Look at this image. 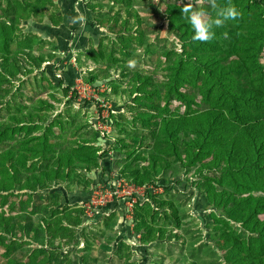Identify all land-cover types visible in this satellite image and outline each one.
I'll return each instance as SVG.
<instances>
[{
	"label": "rangeland",
	"instance_id": "1",
	"mask_svg": "<svg viewBox=\"0 0 264 264\" xmlns=\"http://www.w3.org/2000/svg\"><path fill=\"white\" fill-rule=\"evenodd\" d=\"M18 2L0 0V22L15 27L9 54L0 52V129L8 125L18 135L0 143V152H13L16 186L29 178L31 187L0 197V264H225L219 247L247 233L238 223L211 220V213L225 217L207 208V192L222 189L221 168H209L211 155L194 154L189 144L198 135L186 128L178 132L180 159L161 160L155 149L161 120L147 127L135 117L160 114L173 124L176 116L207 106L202 77L166 92L179 54L202 46L183 42L188 34L178 35L166 21L169 3L189 0ZM119 5L131 11L116 21ZM80 13L87 17L83 27L69 21ZM137 85L154 94L137 93ZM87 145L96 148V165L76 161L69 176L54 178L59 156ZM150 152L158 156L156 167ZM125 165L139 169L135 180L120 173ZM42 171L53 178L38 185L34 176L41 179ZM147 172L153 183L140 182ZM58 219L60 238L51 239L48 224Z\"/></svg>",
	"mask_w": 264,
	"mask_h": 264
},
{
	"label": "trees",
	"instance_id": "2",
	"mask_svg": "<svg viewBox=\"0 0 264 264\" xmlns=\"http://www.w3.org/2000/svg\"><path fill=\"white\" fill-rule=\"evenodd\" d=\"M17 1H19L17 5H22L28 0ZM217 2L220 5H226L229 0H217ZM231 3L242 12V17L226 21L223 27L216 29L215 39L207 43L192 40L193 29L183 16V5L169 3L164 11L166 21L177 30L178 35L188 34L182 36L183 42L189 41L193 45H202L200 51H197L196 46L179 54L176 64L171 66L173 70L167 85V95L171 90L178 92L190 76L195 79L202 77L207 85L205 88L208 96L207 106L202 110H193L191 113L176 116L173 124L170 123V118L160 114L147 116L141 111L135 117L144 125H147L151 119L161 120L156 134L159 137H156L155 142V149L162 154L161 160L164 155H173L180 159L178 132L182 128L198 135L189 144L197 149V154H194L197 157L211 155L208 161L209 168H221L219 182L222 189L207 192V208L215 206L224 212L225 217L221 219L211 213V220L238 223L247 233V237L232 238L219 247L224 263L264 264V0H231ZM122 11L129 13L131 9L128 6L120 7L119 5L115 14L116 21ZM127 20L128 18H125L121 24L125 26ZM14 30V26L0 22L2 57L9 54ZM118 31L128 30L120 28ZM120 38L124 39L126 35L122 33ZM125 53L128 54L127 51ZM3 80L5 79L0 77V83ZM136 92L144 93L146 96L154 94L153 90L140 89L139 85L136 86ZM182 98L192 100L185 93H182ZM149 107L155 108L152 105ZM257 110L261 113L260 116L255 117ZM227 123H232V126L227 128ZM16 137H18L17 133H14V129L10 126L6 125L0 129V143L9 144L14 142ZM160 140L165 143L163 147L157 146ZM3 150L4 152H0L2 201L8 196L5 192L12 193L11 191L15 188L31 187L29 178H26L20 187L16 186L20 178L18 168L12 161L13 152L10 149ZM188 154L190 155L191 151H188ZM150 155L156 167L158 156L153 155L152 152ZM97 158L96 148L89 145L83 152L61 155L58 158L59 163L55 169L54 178L59 172L65 177L69 176L71 170L78 166L76 161L90 163L93 167L96 165ZM3 159L8 160L9 166L4 167ZM63 160H65L63 167L66 168L64 173L60 170ZM163 166L166 165L162 164L161 167ZM138 171L136 166L125 165L120 173L127 176L129 180H135L139 176ZM158 173L159 171L155 170V177ZM42 174L41 179L34 176L38 185H41L42 179L52 180L53 178L48 177L46 171H42ZM145 176L146 178L140 182L144 184L154 182L155 178L150 177L149 172L145 173ZM162 180L165 179L162 178ZM169 186L168 182L164 184L166 191L170 188ZM176 187L179 188V185ZM2 212L0 211V217L5 219ZM78 220H72L74 225L78 223ZM61 222L58 219L48 224L51 239L60 238L56 230L59 229L58 226H62ZM10 248L6 246V252ZM37 252L39 251H33L30 254L31 258H35Z\"/></svg>",
	"mask_w": 264,
	"mask_h": 264
},
{
	"label": "clouds",
	"instance_id": "3",
	"mask_svg": "<svg viewBox=\"0 0 264 264\" xmlns=\"http://www.w3.org/2000/svg\"><path fill=\"white\" fill-rule=\"evenodd\" d=\"M182 13L193 29L192 40L201 43L214 40L216 37L215 29L223 27L226 21L242 17V12L231 3V0L226 5L218 4L217 0H189L182 7ZM69 21L71 24L78 23L83 27L87 17L80 13L69 17Z\"/></svg>",
	"mask_w": 264,
	"mask_h": 264
},
{
	"label": "built area",
	"instance_id": "4",
	"mask_svg": "<svg viewBox=\"0 0 264 264\" xmlns=\"http://www.w3.org/2000/svg\"><path fill=\"white\" fill-rule=\"evenodd\" d=\"M123 184H125V183L123 182ZM104 192L108 193V191H107V190H105ZM119 195H120V194H119Z\"/></svg>",
	"mask_w": 264,
	"mask_h": 264
}]
</instances>
